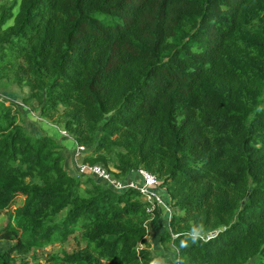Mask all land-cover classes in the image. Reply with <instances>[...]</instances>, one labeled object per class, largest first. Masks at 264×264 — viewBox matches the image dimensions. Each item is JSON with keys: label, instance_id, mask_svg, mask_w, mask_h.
Wrapping results in <instances>:
<instances>
[{"label": "trees", "instance_id": "1", "mask_svg": "<svg viewBox=\"0 0 264 264\" xmlns=\"http://www.w3.org/2000/svg\"><path fill=\"white\" fill-rule=\"evenodd\" d=\"M3 84L83 161L158 178L174 264H264V0H0ZM20 116L0 98V264L77 233L51 264H156L161 208L73 175Z\"/></svg>", "mask_w": 264, "mask_h": 264}, {"label": "rangeland", "instance_id": "2", "mask_svg": "<svg viewBox=\"0 0 264 264\" xmlns=\"http://www.w3.org/2000/svg\"><path fill=\"white\" fill-rule=\"evenodd\" d=\"M16 10L17 8L14 9V12ZM8 23L10 24L11 21H9ZM26 93H27V88H20L14 84L0 85V94L6 97L9 102H14L18 104L19 106L20 104H24L22 102V99L26 95ZM28 107L26 110L27 112L26 113L21 112L23 113V115L20 116L22 124L25 126V129L32 135L46 133L47 130L45 129L46 130L45 131L44 128H42V126L38 122V119L36 118V117H39L38 105L33 103L31 107L30 106ZM56 128H59L60 130H62L61 127H56ZM59 138H60L59 139L60 144L63 145V150H62L63 154H65L67 157H71V153H72L71 139L67 137H59ZM72 174L74 175V172ZM6 221H7V218L5 216L0 215V224H4L6 223ZM156 223L155 224L158 226V228L157 226H155L156 227L155 230L152 229L154 231V234H152L151 230H149L148 232V236L150 237L154 235V237L156 238L157 236L156 242L154 241L152 242L154 243L153 248H155L154 249L155 251L153 250L155 253V263L156 264H174V257H173L174 253L170 249V246L169 245L167 246L168 250H161V247H159L158 245L160 241L159 231L163 230V229H160L162 227L161 225H163L164 228H167V221L166 219H164V217H161L159 221ZM75 236L76 237H74V235L69 236V238L62 244L50 245L43 249H37L27 254H17L16 253L13 255L12 261L14 264H51L52 261L50 260H52L53 258H56V257L61 258L63 253L65 252L72 253L80 248V245L77 242V239L80 236V234L77 233ZM10 244H11L10 242L3 240L0 242V249L8 248ZM81 246H83L82 243H81Z\"/></svg>", "mask_w": 264, "mask_h": 264}, {"label": "built area", "instance_id": "3", "mask_svg": "<svg viewBox=\"0 0 264 264\" xmlns=\"http://www.w3.org/2000/svg\"><path fill=\"white\" fill-rule=\"evenodd\" d=\"M0 98L9 102L7 98L1 94ZM59 131L63 135L68 136L66 131ZM86 150V147L83 145L75 144L74 146L71 158L72 162L69 168L71 171H74L75 175L94 178L114 191H123L127 188L137 190L142 195L143 199L149 203L147 208L148 212H152L156 207L161 208V216L166 219L168 226L173 210L170 206L169 198L164 195L165 190L160 187V182L154 174L143 169H138L136 173L140 177L139 181L130 178L119 180L113 176L107 167L98 163L92 164L83 161V155L86 153Z\"/></svg>", "mask_w": 264, "mask_h": 264}, {"label": "crops", "instance_id": "4", "mask_svg": "<svg viewBox=\"0 0 264 264\" xmlns=\"http://www.w3.org/2000/svg\"><path fill=\"white\" fill-rule=\"evenodd\" d=\"M26 104H21L20 106V111L21 112H23V113H26L27 111V107L25 106ZM29 108V107H28ZM23 113H21V115H23ZM37 119H38V122H39V124L42 126V128H44V130L46 131V133H48V135H51V136H53V137H55V138H57L58 140L60 139L59 137H67V138H70L71 139V141H72V151H73V149H74V146H75V142H74V140L70 137V136H67V135H63L59 130V128H56V127H60V126H56V125H54V124H52V123H50L49 121H47V120H45V119H42V117L39 115V117H36ZM62 155H63V157H64V163H65V165H67L68 167L70 166V164H71V162H72V160H71V158H72V153H71V157H67L65 154H63V152H62ZM74 171H72V173H73ZM127 178H130V179H133V180H135V181H139L140 180V177L137 175V173L135 172V171H132V172H130V174H128V176H127ZM155 226H157V225H153V224H150V226L148 227V232H149V230H151L152 231V234H154V231L153 230H155ZM151 227V228H150ZM157 228H158V226H157ZM153 229V230H152ZM147 239L149 240V242L151 243V245H152V250H154L155 248H153V245H154V243H152L153 241L154 242H156V240H157V236H156V238L154 237V235L152 236V237H150V236H147ZM159 247H161V250H166L165 248H164V246L161 244V242L159 241ZM155 251V250H154Z\"/></svg>", "mask_w": 264, "mask_h": 264}, {"label": "clouds", "instance_id": "5", "mask_svg": "<svg viewBox=\"0 0 264 264\" xmlns=\"http://www.w3.org/2000/svg\"><path fill=\"white\" fill-rule=\"evenodd\" d=\"M190 235H191L192 241L195 242L199 238V230L193 229ZM182 246H187V245L184 242H182Z\"/></svg>", "mask_w": 264, "mask_h": 264}]
</instances>
